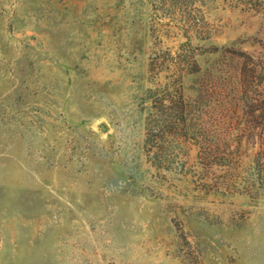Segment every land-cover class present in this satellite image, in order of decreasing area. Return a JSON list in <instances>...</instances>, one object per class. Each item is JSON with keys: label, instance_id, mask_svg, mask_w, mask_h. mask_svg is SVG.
I'll return each mask as SVG.
<instances>
[{"label": "rangeland", "instance_id": "rangeland-1", "mask_svg": "<svg viewBox=\"0 0 264 264\" xmlns=\"http://www.w3.org/2000/svg\"><path fill=\"white\" fill-rule=\"evenodd\" d=\"M0 264H264V0H0Z\"/></svg>", "mask_w": 264, "mask_h": 264}]
</instances>
